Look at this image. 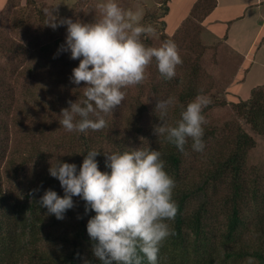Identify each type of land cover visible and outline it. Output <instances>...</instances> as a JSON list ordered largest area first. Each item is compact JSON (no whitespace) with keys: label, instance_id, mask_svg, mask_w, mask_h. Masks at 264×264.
<instances>
[{"label":"trees","instance_id":"obj_1","mask_svg":"<svg viewBox=\"0 0 264 264\" xmlns=\"http://www.w3.org/2000/svg\"><path fill=\"white\" fill-rule=\"evenodd\" d=\"M209 6L207 9L211 8ZM12 7L13 0H9L6 11ZM199 7L197 4L193 15ZM37 17L41 27L46 26L47 17L42 9ZM3 21L2 18L0 27ZM64 29L65 25L56 28L58 32ZM64 43L62 38H55L30 55L23 44L2 41L0 33V56L8 62L0 65V132H9L8 119L16 114L14 124L21 135L18 150L9 162H13L15 176L24 173L31 176L25 191L19 190L20 195L5 188L0 168V264H84L85 260L102 264L93 255L92 245L96 242L86 230L88 219L95 213L85 214L83 200L73 197L77 206L68 210L63 220L48 215L47 209L40 207L37 201L49 188L59 196L64 194L59 181L48 171L56 159L75 163L79 170L87 151L99 149L100 155L96 157L99 169L109 171L105 168L104 151L123 152L140 147L161 151L166 161L165 170L177 183L173 198L179 209L175 220L169 222L175 235L161 247L158 264H245L249 256L258 264H264V177L254 173L250 178L247 173L248 156L257 146L256 139L239 122L227 123L221 130L207 122L204 151H194L189 140L185 152L181 153L163 139L158 142L153 132V126L161 123L155 111L158 100L176 98L177 104L166 118L174 124L179 119L180 105L186 107L201 91L208 93L198 84L199 69L195 68L194 74L187 77L177 70L171 80L159 74L161 82L153 85V100L149 103L138 100L129 112L116 113L115 110L119 111L116 108L105 116L108 126L103 130H89L87 134L67 132L59 124V114L61 109L69 107L68 100L63 96L55 97L45 78L27 89L34 105L29 111L19 104L22 93L18 90L20 78L26 74L38 78L48 72L52 85L65 84L60 70L70 65L75 67L79 60L74 64L70 52H62L54 58ZM29 57L32 66L25 68L29 72L21 74L17 64L29 61L26 60ZM72 96L73 102L84 98L83 91L79 90ZM210 98L212 103L203 111L205 117L210 110L226 105L214 95ZM232 106L257 136L264 137L263 87L256 88L248 100L240 99ZM23 121H27L28 126ZM38 187L40 190L30 195L31 190ZM217 238L226 247L223 260L215 256ZM49 242L52 245L48 247ZM143 264L148 261L145 259Z\"/></svg>","mask_w":264,"mask_h":264},{"label":"clouds","instance_id":"obj_2","mask_svg":"<svg viewBox=\"0 0 264 264\" xmlns=\"http://www.w3.org/2000/svg\"><path fill=\"white\" fill-rule=\"evenodd\" d=\"M58 5L42 9L46 26L54 30L67 26L65 43L54 58L70 52V59L79 60L72 69L70 83L84 84L78 88L83 89L84 98L69 100V107L59 114V124L67 132L87 134L89 130L106 128L105 116L125 100L124 89L145 81L153 59L166 80L173 79L177 66L183 63L174 41L164 40L159 46L145 44V39L156 37L157 30L142 23L145 12L140 5L125 9L116 0H99L93 6L99 18L91 23L54 16ZM211 103V98L201 91L186 107L179 106V119L172 124L166 118L176 106V98L158 100L155 111L161 123L153 126L158 142L163 139L184 153L191 140V148L203 152L207 124L203 111ZM98 155L99 149L87 151L79 170L75 163L59 159L51 163L49 175L59 181L64 194L59 196L51 188L46 189L38 205L46 208L48 215L63 220L66 212L77 206L73 197H79L84 201L85 214L95 213L88 219L86 230L96 242L92 245L93 255L102 264H143L145 259L148 264H158L161 247L175 235L169 222L175 220L179 209L173 198L177 183L165 170L161 151L149 147L104 151L109 171L99 169ZM39 190H31L30 195ZM84 264L91 262L85 260ZM245 264L258 262L249 256Z\"/></svg>","mask_w":264,"mask_h":264},{"label":"rangeland","instance_id":"obj_3","mask_svg":"<svg viewBox=\"0 0 264 264\" xmlns=\"http://www.w3.org/2000/svg\"><path fill=\"white\" fill-rule=\"evenodd\" d=\"M99 0H13L12 9L5 12L3 16V26L0 27V33L2 41H15L19 44L26 46L30 55L32 51L38 49V47L44 46L45 44L52 43L55 38H62L65 42L67 34V26L61 32L56 29H52L48 26L41 27L39 19L37 17L39 9L44 7H53L57 4L58 11H53V15L58 18H71L73 21L80 19L82 22L91 23L95 22L99 18V14L94 10V5ZM116 2L123 8H134L136 5L143 7L145 15L142 23L151 24L157 30L156 37L147 38L144 42L148 46H159L164 40H172L176 43L183 63L177 66V70H180V74L192 76L193 70L199 69L198 72V84L208 93L209 97H216L221 102H225L226 105L222 107H216L210 110L206 114V119L209 125L221 130L227 123L239 122L242 127L251 134L257 141L255 149L251 150L247 161V173L252 178L255 174H259L264 177V137L257 136L249 125H247L242 119H240L232 106L233 102H238L239 99L235 93L231 91V78L234 71L238 66V57L230 48L225 45L223 41H209V35L207 29L203 26L201 18L203 16V7L212 5L213 0H202L199 4L198 10L201 14L196 12V18L191 19V22L184 23L180 28H177L174 32L168 31V22L166 21V15L169 12L168 2L169 0H116ZM211 7V6H209ZM7 10V9H6ZM5 59V58H4ZM0 56V65H5V60ZM31 59V60H30ZM27 62L24 60L18 63L17 70L22 73L29 72L27 66H32V58L29 57ZM69 61V60H68ZM78 61V60H77ZM73 65V63L71 62ZM75 64V60H74ZM79 61L77 62V67ZM71 66V65H70ZM60 70L61 81L64 85H56L48 80L50 75L48 72H44V76L40 75L37 77L30 78L29 74L23 76L18 84V90L22 95L19 98V104L27 111L31 110L33 102L32 97H29L27 89H32L33 85L38 84L43 78L47 80L50 87L52 86L53 95L55 97L63 96L64 99H73L72 93L78 89L84 87L83 82L77 86L70 83V76L72 69L70 67ZM30 70V69H29ZM29 76V77H28ZM161 78L156 67L155 60L149 65L146 70L145 81L137 86H132L124 89L126 92V98L121 103L118 112H129L136 103L139 101L151 102L154 98L153 85L155 83L160 84ZM19 94V93H18ZM71 97V98H70ZM16 115V114H15ZM15 115L8 119L11 127L9 132H0V168L3 173V183L5 188L11 189L18 194L19 190L25 191L29 181L30 174L24 173L20 176H15L13 173V162H9L12 155H15V150H18L19 136L21 135L18 127L15 126L14 118ZM7 120V118H4ZM23 119V117H22ZM25 126H28L27 121H23ZM216 142V141H215ZM213 143V145L215 144ZM2 156L4 158L2 159ZM16 161V160H14ZM264 186V181H263ZM26 197V194H24ZM213 213V212H212ZM57 234L60 231L56 232ZM52 242L47 243L46 246H51ZM215 256L219 260L224 259L226 247L222 246V241L217 240L214 242ZM193 251V250H191Z\"/></svg>","mask_w":264,"mask_h":264},{"label":"crops","instance_id":"obj_4","mask_svg":"<svg viewBox=\"0 0 264 264\" xmlns=\"http://www.w3.org/2000/svg\"><path fill=\"white\" fill-rule=\"evenodd\" d=\"M201 1L169 0L168 31L196 18L192 12ZM8 2L0 0V21ZM207 8L203 7L201 21L209 41H223L238 57L231 91L239 100H248L256 88H264V0H213Z\"/></svg>","mask_w":264,"mask_h":264}]
</instances>
